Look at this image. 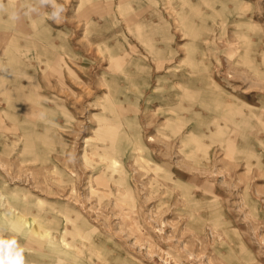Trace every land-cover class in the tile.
<instances>
[{
  "label": "rangeland",
  "instance_id": "obj_1",
  "mask_svg": "<svg viewBox=\"0 0 264 264\" xmlns=\"http://www.w3.org/2000/svg\"><path fill=\"white\" fill-rule=\"evenodd\" d=\"M1 1L0 262L264 264V0Z\"/></svg>",
  "mask_w": 264,
  "mask_h": 264
},
{
  "label": "bare ground",
  "instance_id": "obj_2",
  "mask_svg": "<svg viewBox=\"0 0 264 264\" xmlns=\"http://www.w3.org/2000/svg\"><path fill=\"white\" fill-rule=\"evenodd\" d=\"M7 1V0H6ZM11 1V0H10ZM13 5V4H12ZM5 6L4 3L0 0V10H3L5 9ZM15 8V7H14ZM12 8V9H14ZM11 12V10H10ZM5 13V12H3ZM13 13V12H12ZM11 13V14H12ZM6 14V13H5ZM10 14V13H9ZM13 15V14H12ZM11 15V16H12ZM1 17V16H0ZM11 18V17H10ZM13 18V17H12ZM14 19V18H13ZM9 21L11 20H8L7 24L10 23ZM37 21V20H36ZM4 23V22H3ZM3 23H0V28L1 27H5L3 26ZM37 23V22H36ZM39 23V22H38ZM6 25V24H5ZM3 29V28H2ZM9 54V60L11 59V56H10V52H7ZM3 55V54H2ZM7 59V58H6ZM3 60V59H2ZM6 62V61H5ZM12 62V61H11ZM15 62V61H14ZM6 64V63H5ZM13 65V64H12ZM22 69V67H21ZM71 78V77H70ZM75 80V79H74ZM0 84L2 85L1 87V90L4 88L3 85V81L0 80ZM0 90V92H2ZM4 93H7V91H5ZM21 100V99H20ZM44 134V133H43ZM32 137V136H31ZM37 137V136H36ZM39 137V136H38ZM42 137V136H41ZM40 137V138H41ZM43 138V137H42ZM45 138V137H44ZM29 202V201H28ZM27 213V212H26ZM0 217H4L6 219H8L6 222L9 224V227H11L14 231L18 232V233H21L22 235L24 236H27L28 239H31L33 241H36V243L38 245H40V247L45 244L47 241H49V237L50 235L47 233V231L43 230V229H39L36 225V222H35V219L33 218H25L23 217L21 214H14L13 212H10V211H3L2 213H0ZM32 216V215H30ZM28 225L30 227H28ZM4 228H6L4 226ZM53 243V242H51ZM70 243H66L64 244V246L58 248L59 252H62V253H68L69 250H67V246L69 247ZM24 249V248H23ZM29 250L31 249L30 247L28 248ZM15 250V249H14ZM79 250V249H78ZM33 252V251H32ZM35 253V252H34ZM13 254V252H12ZM31 261V260H30ZM115 264H126L124 262H122V260H120L119 258L114 259L113 261ZM107 264V263H105Z\"/></svg>",
  "mask_w": 264,
  "mask_h": 264
},
{
  "label": "crops",
  "instance_id": "obj_3",
  "mask_svg": "<svg viewBox=\"0 0 264 264\" xmlns=\"http://www.w3.org/2000/svg\"><path fill=\"white\" fill-rule=\"evenodd\" d=\"M18 5H23L25 7L28 8V2L27 0H22V1H19L17 3ZM37 20V21H36ZM34 19L33 23H32V27L35 29H37V27L41 24L40 22V18L38 19ZM37 22V23H36ZM39 22V23H38ZM45 29H47V27L42 23V33H41V36L42 37H45L47 35V32L45 31ZM10 33L12 34L11 35V38H10V56H11V59L9 60V57L7 60H4L3 62H1L0 64L3 65V67L1 68V71H3L4 69H6V73L9 72V74L11 75V73H14L16 75H21V74H24L26 73L25 72V69L27 68L26 64L19 58V56L17 55V52H16V49L18 46H16V40L13 36V31L11 29ZM1 34L3 35L4 32L1 31ZM41 50V49H40ZM43 52V49L42 51ZM45 54V57L46 58H50L51 55L53 54H50L49 53V49H45L44 52ZM52 58H60L59 56H52ZM61 59V58H60ZM6 61V62H5ZM12 61V62H11ZM15 61V62H14ZM6 63V64H5ZM13 64V65H12ZM22 67V69H21Z\"/></svg>",
  "mask_w": 264,
  "mask_h": 264
},
{
  "label": "clouds",
  "instance_id": "obj_4",
  "mask_svg": "<svg viewBox=\"0 0 264 264\" xmlns=\"http://www.w3.org/2000/svg\"><path fill=\"white\" fill-rule=\"evenodd\" d=\"M50 2L51 0H41V4H47ZM53 7L56 10L51 14L50 18L58 20L64 11L63 5L53 4ZM33 11H35V9H33ZM12 243L15 244V241H13ZM23 252H24L23 248H18L14 256L9 255V257L4 259L2 262H0V264H24Z\"/></svg>",
  "mask_w": 264,
  "mask_h": 264
}]
</instances>
